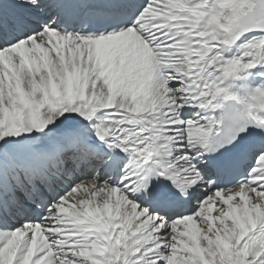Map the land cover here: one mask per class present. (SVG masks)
Wrapping results in <instances>:
<instances>
[{
    "label": "snow or ice",
    "instance_id": "snow-or-ice-1",
    "mask_svg": "<svg viewBox=\"0 0 264 264\" xmlns=\"http://www.w3.org/2000/svg\"><path fill=\"white\" fill-rule=\"evenodd\" d=\"M0 264H264V0H0Z\"/></svg>",
    "mask_w": 264,
    "mask_h": 264
},
{
    "label": "bare ground",
    "instance_id": "bare-ground-1",
    "mask_svg": "<svg viewBox=\"0 0 264 264\" xmlns=\"http://www.w3.org/2000/svg\"><path fill=\"white\" fill-rule=\"evenodd\" d=\"M215 214V213H214Z\"/></svg>",
    "mask_w": 264,
    "mask_h": 264
},
{
    "label": "rangeland",
    "instance_id": "rangeland-1",
    "mask_svg": "<svg viewBox=\"0 0 264 264\" xmlns=\"http://www.w3.org/2000/svg\"><path fill=\"white\" fill-rule=\"evenodd\" d=\"M216 214V213H215Z\"/></svg>",
    "mask_w": 264,
    "mask_h": 264
}]
</instances>
